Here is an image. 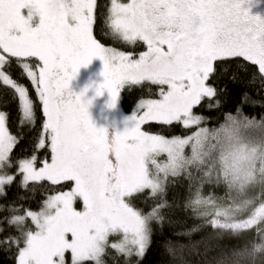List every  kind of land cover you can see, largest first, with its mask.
<instances>
[{"label": "snow or ice", "instance_id": "6c2138e0", "mask_svg": "<svg viewBox=\"0 0 264 264\" xmlns=\"http://www.w3.org/2000/svg\"><path fill=\"white\" fill-rule=\"evenodd\" d=\"M95 58L103 82L71 91ZM230 72L245 90L213 125L202 110L223 108ZM93 86L111 108L125 86L148 94L112 132L91 116ZM0 88V252L13 264H144L177 212L199 222L174 233L188 243L165 242L174 264H264V0H0Z\"/></svg>", "mask_w": 264, "mask_h": 264}, {"label": "trees", "instance_id": "16d2710c", "mask_svg": "<svg viewBox=\"0 0 264 264\" xmlns=\"http://www.w3.org/2000/svg\"><path fill=\"white\" fill-rule=\"evenodd\" d=\"M98 6L101 11H106V5L108 3V0H97ZM102 42L105 43L106 46H115L124 49V46L121 44L114 43L111 39L107 37L102 38ZM126 50V49H124ZM143 47L137 49V51H143ZM231 75V72L227 75H224L219 81H217V87L220 89H224V92L222 93L221 99L224 101L223 108L219 111L214 112H208L207 110H202L206 116H209L212 118V124L216 125L217 121L222 122L223 115L222 113L227 111H232L236 104L239 102V97L241 93L245 90V86L242 83H234L231 79H229V76ZM23 83L29 88L30 95L32 96V99L35 104L36 109V115H37V128L42 123L43 115L41 111V105L40 102L32 89L31 84L24 80ZM3 89L0 88V91ZM249 91H252L251 89H248ZM148 93L144 89H132L131 91L128 90L127 86H125L124 89L121 91V101H120V108L121 112L125 115H129L132 113V110L135 106V101L147 95ZM10 113V120L12 122L11 130L15 131V122L18 120V111H17V105L15 102L9 104L6 109ZM246 112L252 115H259L261 109L258 108H250L246 107ZM147 128L148 126L145 125ZM152 131H157L156 126H152ZM176 134H179V129L176 130ZM31 144V137H26L24 140L21 141V144L17 146L16 149H14V153H21V150L27 151L30 148ZM181 194L183 193V190H179ZM175 191L170 194L174 195ZM222 194V193H221ZM17 195H24V192L22 189L18 187H13L9 190V196L15 197ZM39 194H37V200H38ZM30 203V206L34 210H38L39 204L37 201H31L26 202ZM191 216L190 212H177L173 216V219L176 221V223L172 224H165L163 226V229L157 228L155 231V235L153 237V245L149 251V253L146 255L144 264H174V261L170 259V257L166 254L164 244L167 240L171 239L174 242H180V243H188V238L184 236H176L174 235L177 231H183L187 230L188 228L192 227L194 224L198 223L199 221L194 218H189ZM210 229H204L201 232L194 233L191 237L192 240H200L203 236H205L208 232H210ZM198 259V257H191V260L194 262ZM0 264H13L12 259L8 257L7 254L0 252ZM108 264H113V260L109 259Z\"/></svg>", "mask_w": 264, "mask_h": 264}, {"label": "rangeland", "instance_id": "374dc122", "mask_svg": "<svg viewBox=\"0 0 264 264\" xmlns=\"http://www.w3.org/2000/svg\"><path fill=\"white\" fill-rule=\"evenodd\" d=\"M95 60L97 61V63H99V65H88L84 68L80 69V74H83V82H80V92L81 90L83 91L85 88H88L87 85L90 84L89 80H86V77L88 76V73L90 71L95 72L96 76L98 74V80L100 79L101 81L104 80V76L102 75L103 73V61L100 60L99 58H95ZM92 74V73H91ZM88 82V84H87ZM101 82H99L98 84H100ZM87 99H92L93 98V93L91 92V90L89 89V91L87 92L86 95ZM120 101H121V93H120V99L118 101V104L115 108L111 109V110H106L103 111V113H101L100 115V109L94 104V100L92 103V106L90 107L89 111L91 113V116L94 120V122L97 124V126H103V127H108L110 131L114 132L117 128H119L120 130L123 129L124 127V121L126 120L127 117H129L131 114L129 115H125L121 112V108H120ZM113 112V114H112Z\"/></svg>", "mask_w": 264, "mask_h": 264}, {"label": "flooded vegetation", "instance_id": "af4514ba", "mask_svg": "<svg viewBox=\"0 0 264 264\" xmlns=\"http://www.w3.org/2000/svg\"><path fill=\"white\" fill-rule=\"evenodd\" d=\"M91 64L94 66L99 65V63H97V61L95 59L92 61ZM83 79H84L83 74H80V72H79L77 77L71 82V91H73L75 93H79L80 92V82L82 83ZM86 80L87 81L89 80V82H90V84H88V82H87V84H88L87 87L89 85H98L99 82H101V83L103 82V80L102 81L100 79L98 80V74L96 76L95 72H92V71H90L88 73ZM89 89L93 93V97H95L94 104L100 109V115H101V113H103V111H106L108 109L109 110L113 109V108L109 107L110 94L107 92V90H105L103 96L96 97L95 96V87L93 86L92 88H89ZM112 114H113V112H112Z\"/></svg>", "mask_w": 264, "mask_h": 264}]
</instances>
